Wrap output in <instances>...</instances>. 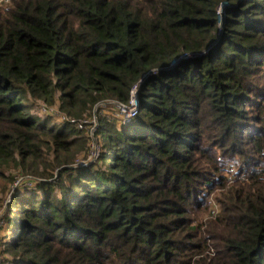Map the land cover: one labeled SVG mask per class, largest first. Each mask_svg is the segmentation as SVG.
<instances>
[{
    "label": "trees",
    "instance_id": "16d2710c",
    "mask_svg": "<svg viewBox=\"0 0 264 264\" xmlns=\"http://www.w3.org/2000/svg\"><path fill=\"white\" fill-rule=\"evenodd\" d=\"M0 213V264H264V0L0 3Z\"/></svg>",
    "mask_w": 264,
    "mask_h": 264
},
{
    "label": "built area",
    "instance_id": "2783aa9c",
    "mask_svg": "<svg viewBox=\"0 0 264 264\" xmlns=\"http://www.w3.org/2000/svg\"><path fill=\"white\" fill-rule=\"evenodd\" d=\"M7 1V0H0V3ZM219 16V24L222 23L224 18V6H221L218 11ZM114 106L116 108L115 112H112V116L115 119V122L118 127L125 128L131 120L137 116L138 114V98L136 90L132 92L131 100L128 104L123 103H114ZM41 112L44 114H47L49 116L54 117L58 122L63 121H69L66 116L62 115L58 112L56 109H48L47 107L43 106L41 107ZM71 124L75 125L80 130H85L87 134L91 137L92 143V152L88 157V161L90 162H97L100 157V148L98 144V137H96V131L98 129V119L97 116H95L91 120H86L82 122H76L74 120L70 121ZM3 215L0 213V234L1 229L4 226V220Z\"/></svg>",
    "mask_w": 264,
    "mask_h": 264
},
{
    "label": "rangeland",
    "instance_id": "374dc122",
    "mask_svg": "<svg viewBox=\"0 0 264 264\" xmlns=\"http://www.w3.org/2000/svg\"><path fill=\"white\" fill-rule=\"evenodd\" d=\"M4 214V213H3Z\"/></svg>",
    "mask_w": 264,
    "mask_h": 264
}]
</instances>
